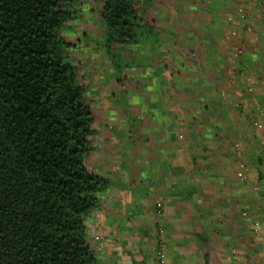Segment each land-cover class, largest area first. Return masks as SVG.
I'll use <instances>...</instances> for the list:
<instances>
[{
	"label": "rangeland",
	"instance_id": "rangeland-1",
	"mask_svg": "<svg viewBox=\"0 0 264 264\" xmlns=\"http://www.w3.org/2000/svg\"><path fill=\"white\" fill-rule=\"evenodd\" d=\"M154 1L164 40L142 43L131 55L125 53L123 61L128 66L119 74L103 45L101 0H79L80 18L62 31L75 43L69 59L98 113L94 169L119 175L122 184L138 192L152 183L141 177L158 167L150 155L161 141L165 149L170 147L168 163L180 173L196 175L202 170L208 174V158L224 154L233 162L230 167L238 180L263 173L264 182V165L258 163L264 160V104L259 99L264 89L256 80L259 66L264 65L260 52L264 51V0ZM174 147L178 149L173 151ZM130 177L133 185L129 187ZM258 182L250 186L255 193L262 189ZM187 185L191 199L203 204L196 211L204 229L197 238L208 241V180ZM151 193L143 194L142 202L148 218L131 211L135 227L130 233L136 241H151L156 264L161 258L169 264L164 219L171 203ZM92 215L91 228L100 213L95 210ZM242 216L250 215L244 211ZM92 229L90 244L98 259V247L118 239Z\"/></svg>",
	"mask_w": 264,
	"mask_h": 264
},
{
	"label": "trees",
	"instance_id": "trees-1",
	"mask_svg": "<svg viewBox=\"0 0 264 264\" xmlns=\"http://www.w3.org/2000/svg\"><path fill=\"white\" fill-rule=\"evenodd\" d=\"M80 15L79 0H0V264H98L88 219L111 181L91 163L98 113L62 35ZM99 18L118 74L164 40L154 0H101Z\"/></svg>",
	"mask_w": 264,
	"mask_h": 264
},
{
	"label": "crops",
	"instance_id": "crops-1",
	"mask_svg": "<svg viewBox=\"0 0 264 264\" xmlns=\"http://www.w3.org/2000/svg\"><path fill=\"white\" fill-rule=\"evenodd\" d=\"M260 52L264 53L263 50ZM256 80L258 87L264 89V65L259 66ZM259 99H262L264 104L261 91ZM155 146L157 148L153 150L157 151L150 156H155L158 167L150 169L153 174L147 173L141 177L146 182L148 179L152 182L140 190L142 195L140 191L133 192L122 184L119 175L116 177L99 171L111 181V187L100 194L99 205L89 216V236L94 227L99 235L105 237L109 234L118 241L110 242L112 244H107V247L106 242H103L102 246L98 247L101 252L98 264H156L152 250L149 249L151 241H136L137 238L130 233L132 227H135V222L131 221V211L148 218L143 215L145 204L142 202L144 196L150 192L171 203L167 208L169 215L164 219L165 247L169 264H205V250H208V264H264V182L260 176L249 175L245 181L238 180L234 168L230 167L233 162L224 154L217 159L208 158V174L200 170L196 175H186L180 173L178 167L174 168L175 164L168 163L171 161L170 147L165 149L161 141ZM177 149L178 147H174L173 151ZM146 159L152 161L150 157ZM260 167L261 165H257L258 171L261 170ZM203 179L208 180V241H200L197 238V234L204 231L199 214L196 213L198 206L203 204L193 201L191 194L187 192L188 183H200ZM115 180L118 181L115 183ZM132 180L130 177L129 187L133 185ZM254 182L262 186V189L256 192L257 195L250 187ZM182 199L186 202H182ZM95 210L99 211L100 215L91 228ZM244 211L250 216L244 218ZM125 217L129 219L126 220ZM255 219L259 222H255ZM142 222H145V219ZM139 224L140 222L136 223L138 226ZM140 254L144 256L141 257Z\"/></svg>",
	"mask_w": 264,
	"mask_h": 264
},
{
	"label": "built area",
	"instance_id": "built-area-1",
	"mask_svg": "<svg viewBox=\"0 0 264 264\" xmlns=\"http://www.w3.org/2000/svg\"><path fill=\"white\" fill-rule=\"evenodd\" d=\"M158 264H166V263H165V260L161 258V259L158 261Z\"/></svg>",
	"mask_w": 264,
	"mask_h": 264
}]
</instances>
